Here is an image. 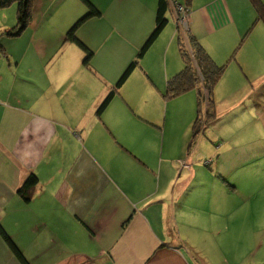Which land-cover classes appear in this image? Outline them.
<instances>
[{
	"label": "crops",
	"instance_id": "crops-1",
	"mask_svg": "<svg viewBox=\"0 0 264 264\" xmlns=\"http://www.w3.org/2000/svg\"><path fill=\"white\" fill-rule=\"evenodd\" d=\"M89 1L102 13L77 33L94 51L90 67L65 42L88 10L82 0H33L27 29L0 35V226L31 264H242L250 255L264 264V23L255 7L170 0L168 25L98 116L153 32L159 0ZM171 1L188 8L189 30L212 57L230 61L214 91L218 119L194 145L197 91L164 97L184 68ZM246 103L250 118L228 121L219 136ZM204 156L212 169L197 168ZM32 174L39 183L27 201L18 191ZM0 264H21L1 234Z\"/></svg>",
	"mask_w": 264,
	"mask_h": 264
},
{
	"label": "trees",
	"instance_id": "trees-1",
	"mask_svg": "<svg viewBox=\"0 0 264 264\" xmlns=\"http://www.w3.org/2000/svg\"><path fill=\"white\" fill-rule=\"evenodd\" d=\"M82 1L87 5L88 10L69 29L65 38V42L78 44L85 52L84 64L90 67L94 57V51L79 39L77 33L84 24L92 19L100 18L102 13L89 0ZM250 1L256 9L257 20L264 23V4L262 0ZM15 2L18 5L17 23L10 30L0 35L6 34L12 38L19 37L27 29L32 21L33 0H0V8L10 6ZM169 11L170 0H159L157 21L153 32L149 35L143 46L139 49L136 58L129 64L114 88L107 94V96L99 105L96 112L98 116H101L109 107L120 88L140 66L141 61L149 49L157 41L165 27L168 25ZM177 34L180 44L181 56L184 62V68L177 75L169 79L164 97L168 101L191 91H197L198 115L193 125L191 140V144L194 145L198 138L205 134L209 126L215 123L218 119L215 109L214 91L217 84L225 74L230 61L224 64L218 63L202 45L198 38L190 32L189 29L183 33L178 27ZM0 50L3 51L1 47ZM38 183L39 179L37 175H30L22 187H20L18 194L24 200L30 201L32 198V192ZM231 187L234 188L235 186L231 185ZM0 234L21 264H31L2 226H0Z\"/></svg>",
	"mask_w": 264,
	"mask_h": 264
},
{
	"label": "rangeland",
	"instance_id": "rangeland-1",
	"mask_svg": "<svg viewBox=\"0 0 264 264\" xmlns=\"http://www.w3.org/2000/svg\"><path fill=\"white\" fill-rule=\"evenodd\" d=\"M17 14H18V5H17L16 2L12 3L10 6L4 7V8H0V25H4L6 27L14 25V23H17ZM250 106L251 105L247 104V103L244 104L243 106L242 105L239 106L237 108V110H235L229 117H225L223 119V120H227V121L223 122L225 124L222 123V126L224 128H220V129L217 130L219 134L217 132H215L214 135H212V136L209 135V137L214 138L216 133L219 136H221V137L228 136L229 132H230V129H226L225 128L226 126H228V124L226 125V123H228V121L233 120V119L248 120L250 118V115H251L250 114L251 112H249ZM242 124L245 126V123H242ZM246 141H250V140L248 139ZM216 144H218V142ZM220 144H221L222 147L224 146L222 142ZM217 146H219V145H217ZM223 149H224L223 157H225L226 154H227L226 151L228 149H226V148H223ZM202 152L204 153V152H206V150H202ZM193 158H194L193 160L195 162H198V159H197L196 156L193 157ZM206 161H207L206 156H204L202 159H199V162H201V163L196 165L197 168L199 166H201V167L205 168L206 170L212 169L211 165L209 164L210 162H208V161L206 162ZM254 181H255V179H254ZM237 249L238 250L242 249V251H243L244 248L237 242ZM237 260H238L237 263L240 262L242 264H250V262L253 261V256L250 255L249 261H247L248 257H244V258H242L240 260L239 259H237ZM78 264H82V262L78 261Z\"/></svg>",
	"mask_w": 264,
	"mask_h": 264
},
{
	"label": "built area",
	"instance_id": "built-area-1",
	"mask_svg": "<svg viewBox=\"0 0 264 264\" xmlns=\"http://www.w3.org/2000/svg\"><path fill=\"white\" fill-rule=\"evenodd\" d=\"M171 5L176 16L177 26L180 28L181 32L185 33L189 29L191 16L188 8L176 1H171Z\"/></svg>",
	"mask_w": 264,
	"mask_h": 264
}]
</instances>
